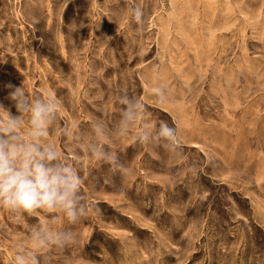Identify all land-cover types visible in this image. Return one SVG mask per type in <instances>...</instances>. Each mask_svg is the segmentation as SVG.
<instances>
[{
	"label": "rangeland",
	"instance_id": "rangeland-1",
	"mask_svg": "<svg viewBox=\"0 0 264 264\" xmlns=\"http://www.w3.org/2000/svg\"><path fill=\"white\" fill-rule=\"evenodd\" d=\"M9 83L55 100L86 214L0 207V264H264V0H0L15 114Z\"/></svg>",
	"mask_w": 264,
	"mask_h": 264
},
{
	"label": "clouds",
	"instance_id": "clouds-1",
	"mask_svg": "<svg viewBox=\"0 0 264 264\" xmlns=\"http://www.w3.org/2000/svg\"><path fill=\"white\" fill-rule=\"evenodd\" d=\"M136 14L138 19L142 15L139 10ZM7 87L11 89L7 98L16 113L0 103V207L13 214L61 210L70 221L78 222L86 214L81 194L83 177L72 163L61 158L54 144L47 142L49 126L57 116L55 100L50 94L47 99L32 98L23 86L9 83ZM26 116L29 117L27 129ZM160 135L174 139L175 129L164 123ZM95 154L105 157L101 151ZM110 159L114 161L115 157ZM34 238L41 244L50 242L43 231ZM55 239L68 242L73 237L66 233ZM15 264H39V259L17 254Z\"/></svg>",
	"mask_w": 264,
	"mask_h": 264
}]
</instances>
